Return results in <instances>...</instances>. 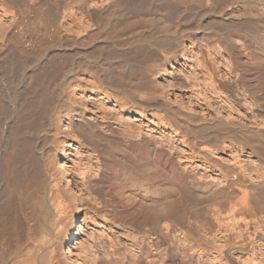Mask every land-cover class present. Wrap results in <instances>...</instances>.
Listing matches in <instances>:
<instances>
[{"label": "rangeland", "instance_id": "obj_1", "mask_svg": "<svg viewBox=\"0 0 264 264\" xmlns=\"http://www.w3.org/2000/svg\"><path fill=\"white\" fill-rule=\"evenodd\" d=\"M239 1L0 0V57L10 61L5 76L23 79L22 89L37 83L32 101L42 114L23 135L38 154L44 146L59 195L70 205L66 212L55 207L42 217L59 234L80 225L70 246L58 236L55 239L59 263L78 264L70 263L73 255L81 264H133V258L141 255L139 247L147 244L140 237H129L131 231L102 210L92 185L104 158L105 191L121 205L141 206L139 185L126 184L119 163L106 149L108 142L117 145L121 133L165 148L163 163L153 159L146 164L141 145L127 152L140 165L163 173L168 185L187 186L178 174L181 169L199 182L198 188L207 182L227 185L229 167L248 176L264 175V164L237 136L240 130L205 122L216 114L229 121L261 123L256 109L262 108L249 96L240 75L241 69L264 65V55L260 60L254 57L260 39H243L220 26L219 12L229 2ZM93 10L101 14L96 18ZM228 34L237 41L240 57L225 48ZM143 45L152 51L150 55L136 60L125 56ZM37 61L54 69L37 78L38 71L30 69ZM19 67H25L21 77ZM221 78L235 87H218ZM145 90L148 94H143ZM258 90H264L261 81ZM70 105L83 110L91 127L70 129ZM226 187L212 192L201 188L203 194L188 212L190 229H172L173 240L166 242L152 235L151 257L162 256L166 264H264V194L234 202L238 193ZM56 220L60 222L54 227ZM199 236L210 239L213 246L199 242ZM178 243L184 249L174 255L171 249ZM228 248L229 258L221 251Z\"/></svg>", "mask_w": 264, "mask_h": 264}, {"label": "bare ground", "instance_id": "obj_2", "mask_svg": "<svg viewBox=\"0 0 264 264\" xmlns=\"http://www.w3.org/2000/svg\"><path fill=\"white\" fill-rule=\"evenodd\" d=\"M230 3L227 8L219 12L221 17L220 26L237 33L243 39L246 37L248 39L259 38L260 45L254 48V57L256 60H260L264 55V0H246V3L240 0L239 3ZM173 8L170 10L172 13L176 9ZM98 13L100 12L93 10L94 17L97 18ZM223 44L227 51L234 55L233 57H240L239 53H241V50L238 49L240 47L234 37L229 36V34L226 35ZM143 46L134 47L125 56L136 60L139 56L142 59V55L143 58L150 55L152 51H149L148 47ZM127 51L125 50V52ZM14 58L19 62L17 57ZM9 62L8 57H0V69H2L0 71V264H62L63 262L59 263L58 259L55 260V239L58 236L70 246L78 237L80 225L76 223L69 232L64 231L59 234V231L54 230L52 226H48L44 217H42L43 214H48L50 209L55 207L58 212H66L70 205L66 204V201L62 200L63 197L59 195L60 192L56 188L57 185L54 183L53 175L49 170L48 160L45 159L47 152L44 146L40 147L38 154L32 149L30 138L23 135L25 134L24 130H29L36 125L37 120H39L37 115L41 113H38V107L34 104L35 102L33 103L35 90H37V87L33 85L37 83L34 81L33 85H31L32 82H29L27 87L24 85L27 88L26 91V88L24 87L25 90L24 88L22 89L21 83H19L23 79L18 81V76L6 78L7 64ZM37 62L30 64V69L38 71L37 78L51 72L52 65L44 67L41 61ZM241 70L243 73L240 75L246 82V90L249 96L262 108L256 109L257 115L262 117L261 123L250 125L251 123L246 124L236 118L229 121L227 118L216 114L210 119H206L205 122L214 126L221 123V125L227 124L235 130H240L241 133L238 131L239 134L237 133V136L249 147L255 157L260 160V163L264 164V151L260 153L261 150H264L262 148L264 146V90H258L259 81L264 84V65L260 63L254 68ZM24 71L25 67H19L17 75L23 76ZM221 79H217L218 87H235L233 82ZM45 90L44 92L47 91ZM23 94L25 95L24 98ZM143 94L148 93L145 90ZM140 103L144 102L141 101ZM67 116L70 123L69 127L72 130H79L86 126L91 127L88 119L84 117L82 109L78 110L75 106L70 105ZM192 117L196 120L200 118L197 115H191L190 118ZM90 134L91 132H87V135L90 136ZM118 139L119 144L117 143L114 146V144L112 145L108 142L106 149L119 163L126 184L131 186L132 184L139 185L140 195L138 196L141 206L137 208V205H130L132 203L127 206L122 204V206L117 201L118 199L115 200L112 196L113 193L105 191L103 181L108 169L105 168L107 166H105L104 158L102 159L100 170L97 171L96 178L92 179V185L101 200L102 210L110 214L115 223L124 226L129 232L131 231L129 237H133V239L140 237L144 242L147 241L146 245L142 243L143 245L139 247L141 255H136L137 257L133 258V264H166V260L162 256L160 260L151 257L153 247L151 248V245L148 244L150 242L149 239L152 235H157L162 242H166L168 239L172 241V229L174 231L189 230L188 212L197 204L200 194H203L201 188H203V192H212L215 188L217 190V188L230 185L239 195L234 202H241L248 198L257 199L264 194V175L258 177L248 176L243 171L231 167L228 168L229 173L226 175L227 185L226 181L225 185L221 184V186L216 185L221 182H216L215 184L212 181L214 184L207 182L206 184L204 183V186L198 188L199 182L196 183L192 178L190 179L189 174L184 169H181L178 174L187 185V188H182V186L180 187L174 183V185H168L164 181L163 173L160 174V171H158L159 173L155 172L157 170H154L150 165H140L134 158L135 156L132 157L131 153L129 154L130 151L127 150V148L132 149L134 147L136 149L137 145H141L142 156L149 161L146 164H150L153 159L163 163L166 160L163 146H152V143H149L150 140H148V144L146 141H136L123 133L119 134ZM96 144L98 145L97 142ZM139 149L141 148L139 147ZM40 156L42 157L41 159H44L43 165L39 163ZM169 196H172L173 199L168 200ZM45 207L48 210L44 211ZM58 222L60 221L56 220L54 227L58 226ZM165 229H169V231L167 232ZM202 236L197 237L199 242L206 246L209 244L213 246L210 239ZM180 244L178 243V247L175 246L171 249L174 255L183 251L184 246L181 247L182 244ZM230 250L231 248L226 249V251L221 249L228 258L230 257ZM70 256V263L74 260L81 264L79 258L75 259L73 255Z\"/></svg>", "mask_w": 264, "mask_h": 264}]
</instances>
